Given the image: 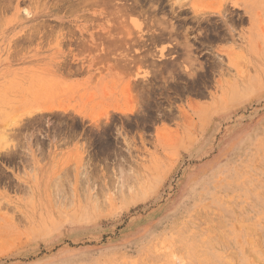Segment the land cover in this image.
<instances>
[{
	"label": "rangeland",
	"instance_id": "rangeland-1",
	"mask_svg": "<svg viewBox=\"0 0 264 264\" xmlns=\"http://www.w3.org/2000/svg\"><path fill=\"white\" fill-rule=\"evenodd\" d=\"M0 264H264V0H0Z\"/></svg>",
	"mask_w": 264,
	"mask_h": 264
},
{
	"label": "bare ground",
	"instance_id": "bare-ground-1",
	"mask_svg": "<svg viewBox=\"0 0 264 264\" xmlns=\"http://www.w3.org/2000/svg\"><path fill=\"white\" fill-rule=\"evenodd\" d=\"M125 6V5H124ZM127 6V5H126ZM129 6V5H128ZM124 8V7H123ZM155 20V19H154ZM163 20V19H162ZM157 21V20H156ZM156 21H155V23H156ZM159 21H161V20H159ZM164 22H165V19L163 20ZM154 22V21H153ZM159 23V22H158ZM161 24V23H160ZM164 24V23H163ZM163 24H161V25H163ZM167 24V23H166ZM165 25V24H164ZM162 27H165V26H162ZM169 29H171V27L169 28ZM168 31V30H167ZM172 31V30H171ZM163 32V31H162ZM166 32V31H165ZM170 34V33H169ZM173 34V32L171 33V35ZM169 38H170V36H169ZM186 42H188L187 40H186Z\"/></svg>",
	"mask_w": 264,
	"mask_h": 264
}]
</instances>
